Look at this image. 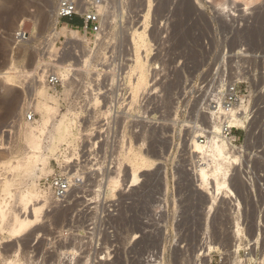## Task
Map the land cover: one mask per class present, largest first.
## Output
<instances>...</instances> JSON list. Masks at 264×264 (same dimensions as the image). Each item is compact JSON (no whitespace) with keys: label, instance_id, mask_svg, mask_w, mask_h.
<instances>
[{"label":"rangeland","instance_id":"obj_1","mask_svg":"<svg viewBox=\"0 0 264 264\" xmlns=\"http://www.w3.org/2000/svg\"><path fill=\"white\" fill-rule=\"evenodd\" d=\"M58 1L0 0V74L17 68L21 75L18 85L12 88L6 86L0 77V179L12 172L8 165L15 164L27 152L25 138L19 134L20 128L41 120V114L31 99L35 86L41 88L43 81L27 76L25 71L36 66L39 59L42 67V58L46 61V56L50 55L48 35L56 29ZM231 2L105 0L100 7V13H104L105 7L109 13L102 16L101 34L105 42L95 43L96 33L88 31L90 43L86 50L81 46L72 47L73 43L67 39L71 38L68 33L71 28H77L68 25L54 51L65 52V57L59 62L74 68L70 71L76 72L78 78L75 77L72 88L67 86L73 93L69 98L63 94L66 86L61 89V95L55 97L61 112L68 108L79 111L77 128L83 129V133L75 145L64 144L66 149L61 148L52 155L48 168L40 173L38 188L51 195L40 222L17 237L11 236L7 229H0V264H5L6 258L14 260V264L264 262V225H242L243 233L237 237L230 211L223 209L210 214L207 211L209 201L196 188L193 189L186 171L191 158L189 137L194 131L198 134V130L188 124L190 121L194 124L197 118H201L197 96L202 83L221 73L240 78L254 63L252 59L241 56L247 52L251 57L264 54V0H259L249 10L251 13L239 10L241 4L233 6ZM149 10L145 21L144 14ZM26 20L31 23V39L16 44L13 33ZM62 24L57 25L58 30ZM136 30L146 31L152 44L147 67L149 79L154 78V85L146 86L136 101H131L134 94L131 83L136 79L132 69L131 44ZM83 32L79 29V34L83 35ZM242 47L247 48L244 54ZM85 59L90 63L88 69ZM41 67L39 71L42 72ZM114 73L117 83L111 77ZM117 88L116 106L123 112L119 114L118 122L127 128L124 132H130L133 125L132 144H143V152L159 157L163 163L143 171L136 186L125 181L115 196L109 190L106 194L98 193V184L104 178L94 175L86 180L84 186L73 189L65 202L58 203L48 183L44 184L46 178L58 171L60 156L69 154L72 148L76 149L78 141L87 146L97 137L98 125L105 115L93 112L88 105L89 97L104 92L110 93L111 97ZM47 90L52 94L48 87ZM251 100L258 103L255 91ZM101 109L105 108L102 106ZM29 112L36 114V121L26 119ZM91 125L96 128L92 129ZM260 141L261 136L253 140L248 152L261 150ZM124 159L123 164L127 163ZM124 174L120 175L125 179ZM12 175L13 172L9 177ZM16 184L11 186L13 193L16 192ZM6 195L0 188V200L9 198ZM9 200L17 206L12 197ZM248 204L252 210L249 200ZM252 214L249 220H257V216ZM234 241L238 242V249L231 247ZM74 249L80 255L71 262L62 252ZM30 251H34V258L28 256ZM247 252L249 254L246 255Z\"/></svg>","mask_w":264,"mask_h":264},{"label":"built area","instance_id":"obj_2","mask_svg":"<svg viewBox=\"0 0 264 264\" xmlns=\"http://www.w3.org/2000/svg\"><path fill=\"white\" fill-rule=\"evenodd\" d=\"M104 2L105 0H59L56 8L58 24L78 16L81 22L78 26L71 25L72 27L86 32L101 33L103 31L102 13L98 8ZM30 39L31 33L27 29V22L22 21L13 33V41L20 44ZM51 39V34H49L48 45ZM241 51L244 54L247 48L242 47ZM63 57H65V52H57L54 55L50 53L46 56V61L44 57L42 58L41 70L45 74V83L54 96H60L61 89L68 86L74 78L71 74L64 80L53 66L46 65L49 61L61 60ZM241 57L254 61L253 67L249 68L245 75L234 79L232 75L221 73L211 81L202 83L197 96L198 113L201 118H197L196 124L199 123V125L194 127L199 130V141L207 143L212 134L211 124L217 123L220 127L218 134L226 144L227 151L230 154L236 153L241 156L240 171L229 175L228 195L218 193L211 183L206 189L201 187L197 174L200 167L207 164V159L201 154L193 155L190 151L191 158L186 171L193 189L196 188L206 195V200L210 203L207 211L210 214L227 209L230 211L229 215L232 216V225L261 226L264 225V54L251 57L247 52ZM254 91L256 98L259 97L258 103L251 100ZM109 95L110 93L104 92L92 94L89 97L88 105L93 108V112L100 110L102 106L111 105L112 98ZM94 97L99 99L97 108L91 101ZM121 112L116 105H113L109 115L106 114L99 123L100 130L94 141L89 142L87 146L79 144L78 141L76 149L72 148L69 154L60 156L58 171L48 176L44 182V184L48 183L52 196L58 203L65 202L73 189L84 186L86 180L94 175L105 178L115 173L116 170L120 171L119 174L122 173L124 164L122 167L120 164L123 163V157L128 151L126 147L132 143L134 127L131 125L130 132L127 130L124 132L126 127L118 122ZM26 119L35 121L36 114L29 112ZM91 128L96 127L91 125ZM259 136H261V150L248 152V146ZM62 148L66 149V147ZM60 153L64 154V151ZM248 200L252 204V210H249ZM251 213L257 216V220H249ZM62 253L71 262L80 255L75 249ZM27 254L34 258V251Z\"/></svg>","mask_w":264,"mask_h":264},{"label":"bare ground","instance_id":"obj_3","mask_svg":"<svg viewBox=\"0 0 264 264\" xmlns=\"http://www.w3.org/2000/svg\"><path fill=\"white\" fill-rule=\"evenodd\" d=\"M258 2L259 0H232L231 4L233 6L236 5L239 6L241 4V8H239V10L241 11L243 10L246 13H251V11L249 10L255 7L256 3ZM102 5H100L98 8L99 12H102L100 11V7H102ZM106 10L107 8L105 7L104 13L102 14V16L104 17H106L105 14L108 13ZM149 12L150 10L146 14H144L145 21L148 18ZM233 14L235 15L234 12ZM107 17H109V15ZM26 22H27V29L29 30L31 23L30 21L27 20ZM62 23L64 24H62L61 30H58L57 28L58 19L55 18L54 24L56 27L55 29L56 31L55 30L52 31L51 33L52 39L49 42L50 45L49 48H51L50 51L51 55H54L55 53L54 48L56 44L60 41L61 33H63V31H65L66 29H68L69 24L66 22H62ZM83 33L84 34L81 35L79 34V29L77 30L75 28H71V32L68 33L71 38L67 37V39L71 44L72 43L76 44V45L72 44L73 48H76L78 46L83 47V50H86L88 48V45L90 43V38L88 37L86 31ZM105 34L103 33V35ZM94 37H95L94 38L95 43L98 42V44H103L105 42V37H102L101 33H97ZM132 43H133V45L131 44V52H132V60H133L132 69L135 72L136 79L135 80L133 79L134 80L133 82L131 81L132 82L131 87L133 88L134 91L133 99H131V101H136V98L137 96H139L140 94L139 92L141 90L145 89V87L148 85L149 86L154 85L152 82L154 78L149 79V68L147 67L149 65L148 54L150 53L152 44L150 43V41H148V36L146 34V31L138 32L137 30L133 33ZM143 51H145V54L143 53ZM92 54H95V51ZM40 60L41 59H39V62L37 63L36 66H34L31 70L25 71V73L27 76L33 77V79L39 78L41 81H43L42 82L43 86H41V88L35 86L33 93L34 97L32 95V99H31V103L34 104L37 111L40 112L41 114V120L38 121L36 124H33L34 122H30L31 125L27 127L24 126L25 128H20L19 134L21 135L22 138H25L27 152L20 159H18L17 162H15V164L12 162L10 166L8 165L7 168L13 172L12 175L13 177L12 178L9 177L10 174L12 173L10 172V174H8L7 177L5 178L2 177V179H0L1 191H3L5 194L9 196L8 198L6 195L7 197L6 199L9 200L12 197L13 201H15V205H17L14 206V203L12 205L10 200L9 201H7L6 199L2 200L1 198L0 229L1 230L7 229L6 231H9L11 236H16V237L21 235L22 233H25L32 227L36 226L40 222L43 212L45 211V209H47L50 203L51 195L47 190L39 189L38 188L39 183H37L38 178H40L41 176L40 173H43L48 168L50 157L52 155H56L64 144L70 147H72V145H75V142L81 137L83 133L82 131L83 129L77 128L79 124V111L73 110L72 108H68L66 112H61L57 98L47 90V87L45 85V74L44 72L39 71V68L41 67ZM85 62H86L85 66L88 69V66H90L88 59H85ZM64 64H61L59 60L49 61L46 63V65L53 66L54 70L64 80L69 78L71 74L72 75L74 74L73 80L69 83V86L72 88V85L75 81V77H77L78 75L76 72L71 73L70 70L74 68H71L70 66ZM82 68L79 69L80 72L82 71ZM20 76H21L20 70H18L17 68H11L0 74V77L5 82V85L11 88L12 86L18 85L17 83L20 82L19 80ZM115 76L116 74L114 73L113 76L111 77L113 78V81L115 80V83H117L118 81L116 82ZM71 88L67 86L64 88L63 94L65 98L67 97L69 98V96L73 94ZM117 91L118 88L114 89L112 93L115 95L111 94L113 96V97L111 96L112 97L110 101L111 105L110 106L105 105L104 110L100 109L98 111H95V113L101 112L104 115L106 114L108 115V113H110L112 110V106L117 105L115 104V102L117 101V95H116ZM92 100L94 102L93 106L97 108L99 106V99L97 97H94ZM190 122L188 125L193 126V128L197 126V124L199 125V123L196 124V121H194V124H190ZM74 127L77 129V131H74L75 129ZM210 127L212 134L209 136L210 138L207 143L200 142L198 139L197 132L194 131L193 134H191L189 137L190 140L189 147L191 148V153L201 154L203 158L207 159L206 161L207 164L201 166L197 174L198 179L200 180L201 187L206 189L207 185L211 183L218 193L228 195V191H227L229 189L228 177L229 175L233 173L237 174L240 171L239 165L241 164V156L236 153L230 154L227 151L226 144L224 143V141L221 140L218 134L220 127L217 123L213 122ZM142 145L131 143L130 146L126 147L128 151H126V154L124 155L125 158L124 160H127V163L124 164V169L122 171L125 172L124 174L125 179L122 178L121 175L119 174L120 171L116 170L115 173L109 174L104 178V181L102 183L98 184L99 187L97 190L98 193L104 192L106 194V192L109 190L112 193V196H115L116 193L123 186L125 181H127L128 184H130L131 186H136L140 183V176L143 171L149 170L150 167H153L157 163L159 164L163 163L161 160H159L160 159L159 157L154 158L153 156L143 152ZM122 164L123 163L120 164V167H122ZM14 183L16 184V187L13 186L16 188L15 193H13L11 190V186L15 185ZM17 185H21V186L20 187L18 186L17 188ZM195 190L198 191V189ZM198 192L200 195L202 194L201 196H206L204 195L203 192L201 191ZM91 198L92 197H90V199ZM235 226L236 228L234 234H236L237 237H239V235L243 233V228L241 227L240 224H236ZM237 243L238 242H235V244H233V246L231 247L235 246L238 249V247L240 246ZM15 252H18V250H16ZM4 263L14 264V260H10L6 258V261ZM262 264H264V262Z\"/></svg>","mask_w":264,"mask_h":264},{"label":"trees","instance_id":"obj_4","mask_svg":"<svg viewBox=\"0 0 264 264\" xmlns=\"http://www.w3.org/2000/svg\"><path fill=\"white\" fill-rule=\"evenodd\" d=\"M64 22L69 23L72 26H78L79 23L81 22V19L78 16H75L71 19L64 20Z\"/></svg>","mask_w":264,"mask_h":264},{"label":"crops","instance_id":"obj_5","mask_svg":"<svg viewBox=\"0 0 264 264\" xmlns=\"http://www.w3.org/2000/svg\"><path fill=\"white\" fill-rule=\"evenodd\" d=\"M69 24V23H68ZM70 25V24H69Z\"/></svg>","mask_w":264,"mask_h":264}]
</instances>
